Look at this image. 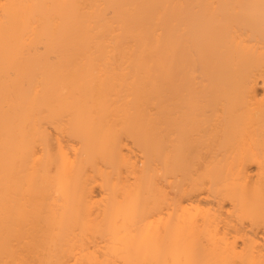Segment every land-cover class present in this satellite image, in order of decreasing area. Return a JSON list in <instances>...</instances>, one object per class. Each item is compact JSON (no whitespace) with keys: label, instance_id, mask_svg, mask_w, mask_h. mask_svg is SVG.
<instances>
[{"label":"bare ground","instance_id":"6f19581e","mask_svg":"<svg viewBox=\"0 0 264 264\" xmlns=\"http://www.w3.org/2000/svg\"><path fill=\"white\" fill-rule=\"evenodd\" d=\"M140 261L264 264V0H0V264Z\"/></svg>","mask_w":264,"mask_h":264},{"label":"rangeland","instance_id":"374dc122","mask_svg":"<svg viewBox=\"0 0 264 264\" xmlns=\"http://www.w3.org/2000/svg\"><path fill=\"white\" fill-rule=\"evenodd\" d=\"M259 90L261 91L262 89L259 87ZM157 108L155 107V106H152V105H150L149 107H148V110H149V112H151V113H153V114H155V112L157 111L156 110ZM113 122H115L116 121V119H118L119 118V116H117L116 114H114L113 116ZM73 143L75 144V145H78V143L76 142V140H73ZM132 152H129V154H130V159L132 160H134L135 161V164H136V166L137 165H140L141 164V162H142V160H143V157H142V155L139 153L140 151H139V149L135 146V145H133L132 147ZM117 167L119 168V167H121V170L124 172L126 169H125V167H124V165L123 164H121V165H113V168H111V167H109V166H106V169H108V170H113V169H115V170H117ZM251 168H254V166H251ZM132 175H129V178H131L132 179ZM97 195V197H99L100 196V194H96ZM225 206H228L229 204L228 203H226V204H224ZM238 243H240V241H238ZM224 262H219V264H223ZM119 264V263H118ZM137 264H144L142 261H140V262H138Z\"/></svg>","mask_w":264,"mask_h":264}]
</instances>
